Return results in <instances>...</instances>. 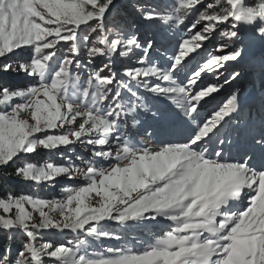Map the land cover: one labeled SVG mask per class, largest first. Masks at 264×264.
Here are the masks:
<instances>
[{
  "label": "snow or ice",
  "instance_id": "obj_1",
  "mask_svg": "<svg viewBox=\"0 0 264 264\" xmlns=\"http://www.w3.org/2000/svg\"><path fill=\"white\" fill-rule=\"evenodd\" d=\"M116 7L0 0V73L26 78L0 84V168L58 187L0 195V264H264V115L242 132L234 87L264 0L135 5L166 26L159 44ZM41 150L62 162L25 159Z\"/></svg>",
  "mask_w": 264,
  "mask_h": 264
},
{
  "label": "trees",
  "instance_id": "obj_2",
  "mask_svg": "<svg viewBox=\"0 0 264 264\" xmlns=\"http://www.w3.org/2000/svg\"><path fill=\"white\" fill-rule=\"evenodd\" d=\"M118 1V5L114 10L117 13V19L121 21L126 28L129 30H133L136 34L143 40L146 37H154L158 44L166 41L169 37V33H167L166 26L162 24V22L152 21L147 22L141 19L139 13L135 11V5H155L158 8H163L165 5H171L173 0H116ZM214 43V41H213ZM208 45H206L207 47ZM247 46V41H245V47ZM26 56V53H21L20 57L23 59ZM258 56H255L257 58ZM15 59V58H13ZM6 61L0 60V64ZM130 63L129 60H121L117 63V67L119 68L122 64ZM264 51L259 54V57L254 62V71L253 75L256 77V81L264 82ZM25 77L22 74L17 73H0V84L8 85V86H20L25 83ZM250 82L248 79L243 78L242 76L239 81H237L234 87H240L244 89L245 87H250ZM77 150H79L77 148ZM30 161H34L37 163L52 161L56 163H61L62 161L59 159L56 153H47L43 150L39 151L38 156L36 153L34 155H30L26 157ZM19 163V161L17 162ZM15 165H10L7 168H0V195H3L7 192H12L14 194L19 193H32L41 196H50L54 192L58 191V187L53 189L47 185H35L30 183H25L19 178L11 175ZM58 186L62 184L61 181L57 182ZM68 234H46L44 239H54L57 243L64 242ZM7 237L5 234L0 233V245H2L6 241ZM22 239L20 234H13V242L16 246H18L19 241Z\"/></svg>",
  "mask_w": 264,
  "mask_h": 264
},
{
  "label": "rangeland",
  "instance_id": "obj_3",
  "mask_svg": "<svg viewBox=\"0 0 264 264\" xmlns=\"http://www.w3.org/2000/svg\"><path fill=\"white\" fill-rule=\"evenodd\" d=\"M116 4H117V6H119L118 1L116 2ZM245 40H247V39H245ZM248 45H249V42H248L247 46ZM263 45H264V42H263ZM245 49H246V47H245ZM263 50H264L263 48H260V51L263 52ZM259 54L257 55L258 57H259ZM258 57L255 58L253 61L255 62V60H257ZM235 68H236V70H239L242 72V75H241L242 78L248 79V81L250 82V85H249L250 89L249 90L254 92L255 96L258 98L257 94H259L260 90L263 89L264 82L261 84L259 81H256V77H254V75H253V68L251 67L250 61H247L243 66L235 67ZM246 90H247V87L242 89V97L248 92ZM227 92H228V89H224L223 91H221L220 96L217 99L224 97L227 94ZM248 110L249 109L246 108L244 110V113H245L244 117L239 119L240 120V128H241L242 132L247 130V128L249 127L250 121L255 122L256 126H258L259 119H260L261 115H264V98H260V100L257 101V105H255L250 111H248ZM145 121L148 123L152 122L150 114L145 117ZM130 134L133 136L134 139L142 140L144 143H150V139L146 136V134L142 130H136V129H132L130 127ZM239 143H240L241 147L247 146L250 143V138L242 135ZM77 151H79V150H77ZM38 154H39V151L36 153V155L38 156ZM61 182H62V184L76 183L75 181H64V180H61ZM107 226L111 227L112 225H107ZM129 230H131V229H129ZM106 243H114V242H106Z\"/></svg>",
  "mask_w": 264,
  "mask_h": 264
}]
</instances>
